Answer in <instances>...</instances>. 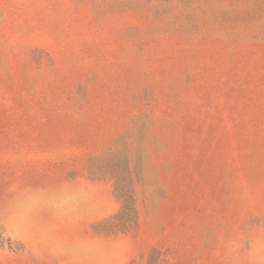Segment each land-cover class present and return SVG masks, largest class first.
I'll use <instances>...</instances> for the list:
<instances>
[{"label":"rangeland","instance_id":"obj_1","mask_svg":"<svg viewBox=\"0 0 264 264\" xmlns=\"http://www.w3.org/2000/svg\"><path fill=\"white\" fill-rule=\"evenodd\" d=\"M0 264H264V0H0Z\"/></svg>","mask_w":264,"mask_h":264}]
</instances>
